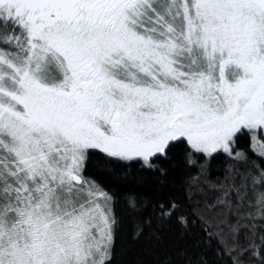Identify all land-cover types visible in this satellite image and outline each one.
Wrapping results in <instances>:
<instances>
[{"label":"snow or ice","instance_id":"snow-or-ice-1","mask_svg":"<svg viewBox=\"0 0 264 264\" xmlns=\"http://www.w3.org/2000/svg\"><path fill=\"white\" fill-rule=\"evenodd\" d=\"M0 264H264V0H0Z\"/></svg>","mask_w":264,"mask_h":264}]
</instances>
